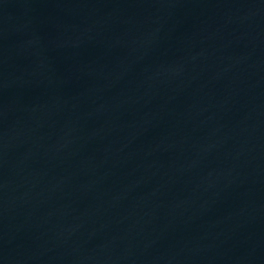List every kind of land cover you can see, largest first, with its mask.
Segmentation results:
<instances>
[{
    "label": "water",
    "instance_id": "obj_1",
    "mask_svg": "<svg viewBox=\"0 0 264 264\" xmlns=\"http://www.w3.org/2000/svg\"><path fill=\"white\" fill-rule=\"evenodd\" d=\"M0 264H264V0H0Z\"/></svg>",
    "mask_w": 264,
    "mask_h": 264
}]
</instances>
